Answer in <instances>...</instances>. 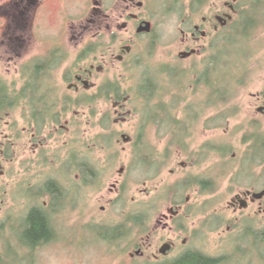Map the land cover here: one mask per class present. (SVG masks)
<instances>
[{"label":"rangeland","instance_id":"1","mask_svg":"<svg viewBox=\"0 0 264 264\" xmlns=\"http://www.w3.org/2000/svg\"><path fill=\"white\" fill-rule=\"evenodd\" d=\"M84 1L55 0L47 5L49 7L45 15L41 10L27 19L25 24L32 45L27 51L19 52L22 56L17 59V65L7 63L3 66L0 64V86H5L12 92L21 90L24 84L22 82L23 69L36 56H45L51 42H57L59 45L69 43V46H65L69 50L67 65L70 68L75 65L78 60L77 51L68 40H63V32L69 20L75 23V27L80 26L82 15L79 7ZM227 1L225 0V3ZM261 1L263 2H260L261 12L252 15L246 22V19H242L236 26L232 27V25L225 30V36H230L240 44L232 47L235 59L230 67L225 69V91L235 81L234 86L238 87L236 91L240 93L239 97L243 102L242 115L236 117L229 127L225 122L228 110L210 108L202 117L201 122L197 124L194 135L188 142L190 149L187 151L189 152L185 154L184 151L175 150V156L166 171L159 177L155 176V172L151 173L145 169L144 162H135L136 152L141 151L139 144L146 143L150 145L151 153L159 156V160L161 156L164 157L170 141L166 135L170 118L165 117L162 122L166 130H161V125L153 126L141 137L143 135L140 136L144 100L140 98L137 100L131 95L132 90L137 86V79L144 72H149L156 78L163 68L171 70L170 68L178 66L183 70L180 72L186 73L193 82H196L200 73L204 71L203 62L209 59L210 53L186 64L181 62L179 55L182 39L180 19L189 11V0H183L184 3L181 4L179 13L163 19L156 39H148L142 42V46L139 43L137 56L141 55L139 66L142 69L131 71V75L128 76L124 67L118 65L117 70H112L111 74L101 77L98 85L102 88L116 83L123 88V92L130 93V97L126 100L128 103L100 99L95 104V109L85 108V112L79 115L78 120H75L74 114H70L57 127L54 125L44 130L40 137L37 130V132L31 130L30 121L20 112L12 113L10 117L0 118V148L3 139L7 136H11L12 140L14 136H20L16 161L14 162L13 159H11L12 162L8 161L4 165L7 176L0 177V225L11 220L9 227L13 231L11 233V230L7 228L4 232V236L11 241L10 247L6 244L10 250L6 249L5 245L0 247V253L7 255L5 264H108L95 254L71 255L58 244L53 245L47 252L38 254L37 258H30L31 253H24L21 250L24 242L18 233V228L23 219L29 216L32 208L29 197L31 191L37 186L42 189L46 187L48 181L53 179L51 176L61 177L62 168L77 156H83L84 159L86 157L88 162L96 163L97 170L101 172L100 178L97 179V182H100V188L90 189L92 191L84 194V197L87 196V199L86 197L84 199L89 205L91 218L103 216L102 208L108 207V203L113 202L120 205L116 210L119 218L125 211L132 214L144 211L146 213L144 216L154 214V217H150L155 221H160L166 217L170 218V211L178 204H183L186 205L187 212H193V215L184 221L186 226L188 225L192 231L195 228V230H200L207 227L206 232L198 236V241H200L198 245L203 244L204 250L214 255L224 250L225 252L257 251L262 257L258 264H264V215L255 214L254 216L252 210L236 214L229 208V204L239 194L264 191V165H259L262 159L252 160L254 143H247V140L254 138V135L264 134V118L257 125L251 126V122L257 120L259 115L256 108L257 102L252 96L264 93V0ZM9 2L10 0H0V9ZM252 24L257 27L251 26ZM3 25V17L0 14V29ZM244 34L251 36L250 39H245ZM108 37L98 43L87 42L83 48L96 45L98 46L97 51L103 50L110 43ZM121 37L124 41H128L127 37ZM218 40L220 39L214 41V46ZM4 57L5 52L0 51V59ZM93 61L97 60L92 58L84 66L90 67ZM225 65H227L226 61ZM64 82V79L60 82L61 93H66L68 89V85H64ZM193 87H191L192 90ZM210 95L211 92L203 86L199 89L196 87L194 93L190 95L183 93L187 101L179 109L177 118L184 121L188 115L186 109L191 104L197 106L207 103ZM116 104H120L118 109H116ZM84 106L89 108L88 106L94 105ZM120 107L124 108L120 109ZM2 119H5V122ZM73 119L75 123L67 125ZM8 122L13 125L16 122L19 123V129L13 130L14 126L11 129L7 128L6 123ZM3 134L5 135L2 136ZM35 134L38 135L37 139H34ZM123 136L130 137L132 144L126 145ZM262 142L264 144L263 140ZM42 144L44 147H38ZM214 146H224L230 153L225 154L224 158L222 153L212 151ZM133 164L134 170L130 171ZM123 169H125V174L122 175ZM156 169H159L158 165ZM71 170L75 173L72 179L75 186L78 187L79 184L84 186L90 182L84 175L85 183L78 179V168L73 169L72 166ZM223 170L225 178L220 180L221 188L215 195L204 194L200 186H194L186 191L180 189V185L185 184L188 179H210L212 176L222 174ZM56 172L60 174L56 175ZM65 173L69 177V172ZM126 185L129 188L125 189ZM188 199H191L189 204H187ZM47 202L51 201L45 199L41 203ZM186 214L183 211L181 217L186 218ZM77 218L82 217L78 214ZM89 221L87 219V222H74L73 224L84 225ZM216 227L220 228L218 231H221L220 233L215 232ZM77 229L75 236L77 239L88 237V232H84L82 227ZM250 233H256L259 236L258 239L252 241L249 238ZM17 248H19L18 260L14 252ZM12 250L13 252L10 253ZM117 263L119 264L118 261Z\"/></svg>","mask_w":264,"mask_h":264},{"label":"flooded vegetation","instance_id":"2","mask_svg":"<svg viewBox=\"0 0 264 264\" xmlns=\"http://www.w3.org/2000/svg\"><path fill=\"white\" fill-rule=\"evenodd\" d=\"M52 1L55 0H10L0 9L4 21L0 29V51H4L5 57L8 58V60L5 57L1 58L0 64L17 65V59L22 56L19 52L27 51L32 45L25 24L27 19L41 10L45 15L49 7L47 5ZM189 1V11L185 13L184 10L185 16L180 19L182 39L179 55L183 64L196 61L202 55L211 54L214 41L217 39L225 45V30L232 25L234 27L246 16L250 17L261 12L260 2H262L261 0H228L226 3L225 0ZM182 3L183 0H85L79 7L82 15L80 26L75 27V23L69 20L63 32V40H68L77 51L78 60L75 65L71 68L67 65L69 50L66 47L69 43L63 45L57 42L49 43L50 47L46 50V55L31 59L23 69L24 84L21 90L12 92L7 87L0 86V94L11 97L14 101L13 106L3 108L1 111L7 114L6 117L17 112L24 114L30 121L31 130L34 131L47 130L54 125L57 127L70 114H74L75 120H78L79 115L85 112V108L95 109V104L100 100L102 87L98 83L102 76L117 70L118 65L124 67L128 76L131 75V71L142 69L139 66L141 55L137 56L138 46L140 44L142 46V42L148 39H156L163 19L179 13ZM225 21L228 23L226 27ZM121 36L127 37L128 41H124ZM106 37L109 38L110 43L103 50L97 51L96 45L83 48L87 42L98 43ZM79 51H81L80 56ZM189 55L191 57H187ZM92 58L97 61H93L90 67L84 66ZM207 62L208 59L204 60L203 67ZM63 79L66 82L64 85H68L66 93H61L59 90ZM239 95L236 90L225 91V108L228 110L225 122L229 127L236 117L243 113V102ZM252 97L257 102L256 108L259 114L258 119L251 122L253 127L264 118V93ZM85 98H94L97 101L94 106L87 108L82 103ZM119 106L120 104H116V109ZM54 115L57 117L54 118ZM56 120L60 122L57 123ZM75 120L68 122L67 125L74 124ZM2 121L5 122V119ZM6 124L9 129L14 126L13 130H18L20 127L17 122L14 125L10 122ZM38 135L35 134L34 139H37ZM19 137L14 136L12 140L11 136H7L3 139L0 148L1 178L7 176L4 165L8 161L12 162L11 159L16 161ZM38 147H44V144ZM72 166L73 169H79L78 179L83 181L84 175L90 182L84 186L80 184L78 187L75 186L72 182L75 174L71 170ZM62 170L61 177L51 176L53 179L48 181L46 187L42 189L37 186L31 191L32 208L29 214L42 211L49 217L52 231L49 240L42 241L29 249V253L35 258L38 254L47 252L55 244L61 245L71 255H98L108 264H118L117 261L119 264H196L198 258L203 260L202 264H258L262 258L257 251L225 252L224 250L214 255L204 250L203 244L198 245L200 242L198 236L205 233L207 227L200 230L195 228L192 231L188 225L186 226L184 221L188 220L193 212H187L186 205L183 204H178L170 211V218L166 217L160 221L150 217H154V214L146 216L139 222L134 221L135 214L127 211L122 212L119 218L116 210L120 205L113 202L108 203V207L102 208L103 216L91 218L89 205L85 203L87 196L84 199V194L92 191L90 189L99 187L100 182H97V178L100 177L101 172L97 170L96 163L88 162L86 157L84 159L83 156H77ZM65 172H69V177ZM58 174L60 172H56V175ZM121 174H125V169ZM51 175L55 174L51 173ZM51 184H56L65 191V202L53 203L54 198L48 189ZM127 188L129 187L126 185L125 189ZM255 194L250 191L237 195L229 204V208L236 214L252 210L254 216L264 215V199L255 200ZM42 195L44 197H41ZM45 199L51 202L41 203ZM190 201L191 199H188L187 204ZM76 211L81 219L77 218V213H73ZM183 211L187 213L186 218L181 217ZM85 217L90 220L88 224H73L87 222ZM78 227L88 232V237L77 239L75 236ZM219 230L220 228L216 227L215 232ZM258 237L256 233L253 236L249 235L252 241H256Z\"/></svg>","mask_w":264,"mask_h":264},{"label":"trees","instance_id":"3","mask_svg":"<svg viewBox=\"0 0 264 264\" xmlns=\"http://www.w3.org/2000/svg\"><path fill=\"white\" fill-rule=\"evenodd\" d=\"M250 17L246 16L245 22L249 20ZM251 26L257 27L254 26V24H252ZM243 37L245 39H250L251 36L244 34ZM239 45L240 44L233 40L230 36H225V45H223L221 40H219L217 44H215L213 51L210 54L208 62L204 67V71L200 73V76L196 82H193L192 79L186 75V73L183 74L182 72H180L183 71L182 68H178V66H176L173 69L170 68L171 70L163 68L162 72L156 78H154L149 72H144L141 77L137 79V86L132 90V95L130 93L123 92V88L116 83L108 84L102 88L100 99L126 102L127 98H129L131 95L132 97H136L137 100H139V98L141 100H144V104H142L143 125L142 131H140V136L142 134L143 135L141 137H143L144 133L148 132V129L152 128L153 126L161 125V130L165 129L162 122L165 117L170 118L169 126L167 127L168 131H166V135L170 138V141L168 142V145L166 147V153L164 157L161 156L159 160V156H157L153 152L151 153L150 145L143 143L139 138L140 142H142L143 144H139V146H141V151L136 152L137 160L135 162H144L143 164L146 165L145 169H148V171H150L151 173L155 172V176L159 177L166 171L171 160L175 156V150H180V152L184 151L185 154L189 152L187 151L188 149H190V145L188 144V142L193 137L194 130L197 128V124L201 122L202 117L207 113V111L210 108L225 109V69L229 68L232 61L235 59L232 47ZM225 61L227 65H225ZM37 75L38 73L36 74V76ZM234 85L235 81L229 85L228 90L238 89V87ZM195 86L198 89L201 86L205 87L208 91L211 92V95L208 97L207 103L198 104L197 106L191 104V106L186 109V114H188L187 118L184 121L179 120L177 118L179 109L187 101L185 100L183 93L189 95L194 93V89L196 88ZM191 87H193V90L191 89ZM168 99H170V101H168ZM95 101H97V99L85 98L82 103L84 105H94ZM13 102L14 101L11 97L0 94V118L7 116V114L4 111H1V109L13 106ZM201 107L203 108L201 110H198ZM56 117L57 116L54 115V118ZM58 122H60V120H58L57 123ZM37 131L39 135H42V132L44 130L39 129ZM170 134L171 136H169ZM262 140L264 141V134L262 133H258L254 135V138H250V140H247V143H254V153L252 154V160L256 161L257 159L261 158L262 162L259 163L260 166L264 165V144H262ZM212 151L222 153L224 158L225 154L230 153V151H227L224 146H214ZM89 165L90 164H88V166ZM156 165L159 166V169H156ZM133 166L134 164L130 168V171L134 170ZM99 178L100 177H98L97 179ZM222 178H225V171L222 174L212 176L210 179H188L185 184L183 183L180 185V189H184V191H186L194 187L195 185H199L203 189L204 194L208 193L215 195L220 191V180ZM48 189L49 193L54 198L53 203L65 202L64 198L66 196V193L62 188H58L56 184H51ZM41 197H44V195H42ZM144 214V211L135 213L133 220H137L139 222L141 219L146 218ZM10 221L11 220H8L4 224H2V226L0 225V247L5 245L6 249H9V247L11 246V241L4 236V232L7 230V228H9L11 230V233H13L12 229L9 227ZM50 225L51 224L49 221V217L42 211H35L31 215L29 214L27 218L23 219L18 228V233L23 238L22 242H24L23 248H21L22 252L29 253V249H32L36 245H39L42 241L49 240L52 234ZM13 230L15 231V228H13ZM249 235L253 236L254 233H250ZM18 249L19 248L14 249V252L17 256H15L16 260H18ZM12 252L13 250L10 253ZM33 257L34 256H32L31 254L30 258ZM6 259L7 255L4 256L0 253V264H5ZM202 262L203 260L198 258L196 264H202Z\"/></svg>","mask_w":264,"mask_h":264},{"label":"water","instance_id":"4","mask_svg":"<svg viewBox=\"0 0 264 264\" xmlns=\"http://www.w3.org/2000/svg\"><path fill=\"white\" fill-rule=\"evenodd\" d=\"M230 19L232 20V18L230 17ZM223 21V20H221ZM228 25V23L225 21V27ZM149 31V30H147ZM185 55V54H183ZM186 57V56H185ZM187 57H191V55L187 56ZM123 141L126 145L130 144L132 142V139L128 136H123ZM255 200L261 201L264 199V191L261 193H256L254 196Z\"/></svg>","mask_w":264,"mask_h":264},{"label":"bare ground","instance_id":"5","mask_svg":"<svg viewBox=\"0 0 264 264\" xmlns=\"http://www.w3.org/2000/svg\"><path fill=\"white\" fill-rule=\"evenodd\" d=\"M227 91V90H226Z\"/></svg>","mask_w":264,"mask_h":264}]
</instances>
